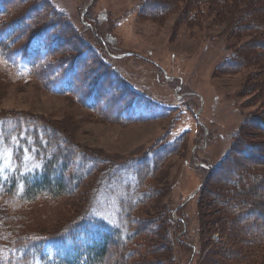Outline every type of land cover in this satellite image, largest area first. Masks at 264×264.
Masks as SVG:
<instances>
[{"label":"rangeland","instance_id":"374dc122","mask_svg":"<svg viewBox=\"0 0 264 264\" xmlns=\"http://www.w3.org/2000/svg\"><path fill=\"white\" fill-rule=\"evenodd\" d=\"M146 1L3 0L6 12L12 9L1 20L5 24L32 16L24 25L12 21L14 35L27 41L50 27L66 38L60 36L57 56L38 63L34 74L10 79L0 71V121L8 115L41 120L85 153L116 164L164 144L174 146L169 155L156 156L159 168L146 180L151 196L136 209L159 227L152 236H141L137 244L145 248L136 249L125 264H264V0ZM109 49L133 56L114 61L104 51ZM77 56L72 84L95 110L75 96L52 94L44 84L59 76L57 66L63 73ZM239 60L236 68L229 65ZM151 100L160 113L155 102L171 110L185 103L193 109L175 123L169 114L153 116L149 108L151 117L137 110L135 121L120 122L135 102ZM193 110L202 128L193 122ZM56 137L49 133L45 140L54 144ZM58 145L52 152L64 146ZM11 147L0 145L7 163ZM30 158L36 161L27 150L24 160L32 165ZM87 163L80 160L78 166L83 170L91 166ZM95 181L86 182L76 196L46 198L29 208L31 221L21 233L58 231L87 206ZM120 181H105L112 190L98 198L95 208V214L115 223L124 188L133 182L125 178L117 188ZM179 217L185 223L175 224Z\"/></svg>","mask_w":264,"mask_h":264},{"label":"trees","instance_id":"16d2710c","mask_svg":"<svg viewBox=\"0 0 264 264\" xmlns=\"http://www.w3.org/2000/svg\"><path fill=\"white\" fill-rule=\"evenodd\" d=\"M196 1L193 0V4H196ZM146 2L148 3L149 1L147 0ZM5 10L3 0H0V19L3 17ZM160 10V13L165 12L162 8ZM15 19H18L19 24L24 25L23 23L25 22L29 23L32 16L28 13ZM15 19H11L6 24L4 22V28L0 29V71L5 76L15 75L18 78L20 74L17 75V70L11 67V63L6 58V52H11L18 40L20 42L17 46L29 45L30 47H34L37 43L45 41L43 35L48 33L49 35H53V40H57L59 45H61L60 36L64 37L65 35L64 31L53 32L50 27H46L40 29L41 37L32 40L33 35L40 31L38 30L26 41L21 36L14 35L15 26L12 25V21ZM64 19L65 17L62 16L63 22ZM59 24H62V22ZM63 27L65 29L64 25ZM83 27L84 29H88L85 26ZM15 38L17 39L14 43L8 49H4V44ZM108 45L111 46L110 44ZM109 50L111 54L118 55L114 49ZM57 52L58 48L55 55L54 51L50 49L48 54L45 53L44 62L49 59L52 61L57 56ZM106 53L108 52L106 51ZM72 58L75 60L79 57ZM75 62L77 61L75 60L63 73H61L62 69L59 66L56 67L59 70V76H50L48 78V84L55 83L54 86L58 91L50 92L60 96H75L77 101L82 99L83 106L95 110V107L86 101L87 98L84 97L83 93H77L78 89L72 84L74 83V76L79 71L74 66ZM231 64L235 65L236 68L237 65H241L242 63L239 60L229 63V65ZM33 67H26L25 69L29 70L24 76L34 74L35 68ZM159 82L162 83V81ZM44 84L48 87V84ZM166 86H169V84ZM155 97L157 98V96ZM152 104V102L142 101L136 105L134 104L133 107H130L128 111L120 116L122 118L121 120L125 119L126 121L120 120V122L135 121V118L138 116L137 110L151 117L150 110L154 113L153 116H165L169 114L170 120H173L172 123H175L186 111L193 109L187 107L186 103L185 105H181L182 111L177 108L171 110L172 108H167L162 104H156L160 105V113L158 108L154 111V108L151 107ZM195 111H192L193 122L199 125V119L197 120L194 115ZM22 119H17L15 115H8L0 121V145L7 143L13 146L8 148L11 151L13 163L11 162V165L7 167L3 164V153L0 151V264H125L127 263V259H130V261L132 258L134 259L133 256L137 253L136 249H144L146 246V244H137V241L143 234L152 236L155 234L157 227H159V225L155 224L156 222L154 220H152L154 223H151L137 215L136 209L144 203L146 204L152 193L146 180L150 176L152 178L159 168L158 164L161 158L156 156L160 152L162 153L160 155H169L174 146L170 145L171 147H169L168 144H164L159 149L154 150L153 153L148 152L140 157L116 164L107 162V160L100 156L85 153L79 146L70 144L56 129L41 120L40 123L34 119ZM260 126L264 128L263 123H260ZM49 133H56L58 135L53 141L54 144L48 143V140H45L46 135L48 136ZM59 142H62L64 146L60 150L57 148L56 152H52ZM27 150L30 156L33 155L37 162L42 163V169H33L32 173H24L21 171L22 168H25L24 152L27 154ZM148 159L152 160V164H145ZM80 160L88 162L87 164H91V166L88 167L86 165L81 170L78 166ZM195 166L199 170L200 168L202 170L204 169L197 166V164ZM132 168L134 169L133 171L125 174V176L122 175L123 171ZM92 178H96V181L95 186L90 190L91 195L89 196L87 206L81 212V204L77 206L74 214L80 213L61 226L58 231L54 233H40L36 231L21 233L23 228L31 221V216L27 213L29 208L40 204L46 198L59 200L65 195L71 197L76 196L83 185L92 180ZM125 178H129L133 182L124 188V197L120 198V204H118L120 209L118 220L111 226L96 216L95 208L99 201L98 198L103 193L108 194L112 190V185L109 189L104 186L105 181L111 180L113 183L117 179H120L121 181L117 183L118 188L119 185L125 182ZM132 192H136V195H133ZM255 195L253 194L255 198H260V196ZM186 200L187 198L182 202ZM243 201L245 202L246 200ZM179 210V208H176L174 212L177 213ZM183 221L179 217L175 221V224L185 223ZM57 223L58 221L56 220ZM150 226L151 229L146 230ZM185 244L190 249L197 250H195V245L191 242ZM156 247L157 250L162 249L161 246ZM133 264H143V262L133 260ZM154 264L157 263L155 262Z\"/></svg>","mask_w":264,"mask_h":264},{"label":"water","instance_id":"95a60500","mask_svg":"<svg viewBox=\"0 0 264 264\" xmlns=\"http://www.w3.org/2000/svg\"><path fill=\"white\" fill-rule=\"evenodd\" d=\"M193 198V197H192Z\"/></svg>","mask_w":264,"mask_h":264}]
</instances>
